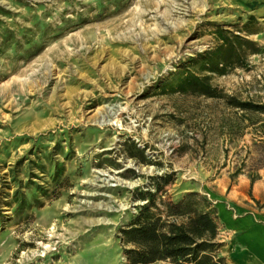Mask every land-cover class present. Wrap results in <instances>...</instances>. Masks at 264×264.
<instances>
[{"label":"rangeland","instance_id":"rangeland-1","mask_svg":"<svg viewBox=\"0 0 264 264\" xmlns=\"http://www.w3.org/2000/svg\"><path fill=\"white\" fill-rule=\"evenodd\" d=\"M219 31L256 46L213 73ZM189 74L264 105V0H0V264H127L140 193L258 177L260 124Z\"/></svg>","mask_w":264,"mask_h":264},{"label":"trees","instance_id":"trees-1","mask_svg":"<svg viewBox=\"0 0 264 264\" xmlns=\"http://www.w3.org/2000/svg\"><path fill=\"white\" fill-rule=\"evenodd\" d=\"M219 34L221 43L216 53L227 52L228 56L222 60L218 59L215 53L205 54L210 55V59L204 67L213 73H221L228 65L233 66V60L238 58L241 52H245L244 46H256L253 42L234 37L238 41L236 45L225 36L227 33L224 31H219ZM249 52L258 53L256 49ZM220 65L222 69H219ZM179 90L195 96L222 99L225 107L240 112V119L247 120L249 126L260 124L259 134H264V119L260 122L253 120V116L264 115L263 104L253 100H240L235 95L222 96L209 84L207 77L201 78L193 74L187 75L181 81ZM141 161L145 162L146 159L142 157ZM156 179L167 183L170 177L164 175ZM254 180L252 178L250 182L253 183ZM159 190L160 183H156V192ZM138 200L147 203L140 207L135 221L122 231L124 241L130 247L124 251L127 264H226L223 258L216 256L224 245L218 241L219 224L216 210L206 198L191 193L176 203L162 202L163 209L155 207L154 193H140Z\"/></svg>","mask_w":264,"mask_h":264},{"label":"crops","instance_id":"crops-1","mask_svg":"<svg viewBox=\"0 0 264 264\" xmlns=\"http://www.w3.org/2000/svg\"><path fill=\"white\" fill-rule=\"evenodd\" d=\"M250 182L229 174L205 182L202 194L213 204L227 264H264V168Z\"/></svg>","mask_w":264,"mask_h":264}]
</instances>
